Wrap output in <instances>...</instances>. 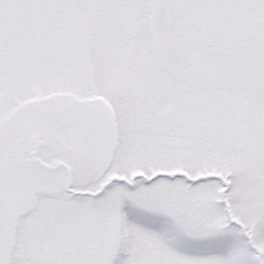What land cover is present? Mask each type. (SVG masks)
Masks as SVG:
<instances>
[{
  "label": "snow or ice",
  "instance_id": "snow-or-ice-1",
  "mask_svg": "<svg viewBox=\"0 0 264 264\" xmlns=\"http://www.w3.org/2000/svg\"><path fill=\"white\" fill-rule=\"evenodd\" d=\"M0 264H264V0H0Z\"/></svg>",
  "mask_w": 264,
  "mask_h": 264
}]
</instances>
